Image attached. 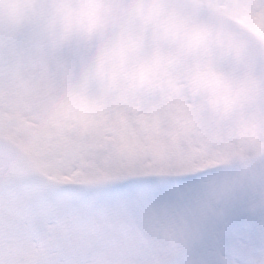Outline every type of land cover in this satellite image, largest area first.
Wrapping results in <instances>:
<instances>
[{"label":"snow or ice","instance_id":"1","mask_svg":"<svg viewBox=\"0 0 264 264\" xmlns=\"http://www.w3.org/2000/svg\"><path fill=\"white\" fill-rule=\"evenodd\" d=\"M0 264H264V0H0Z\"/></svg>","mask_w":264,"mask_h":264}]
</instances>
